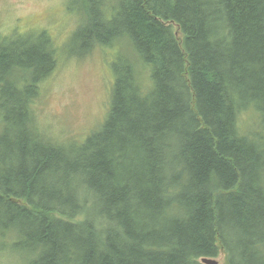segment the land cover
Returning a JSON list of instances; mask_svg holds the SVG:
<instances>
[{"label":"trees","instance_id":"trees-1","mask_svg":"<svg viewBox=\"0 0 264 264\" xmlns=\"http://www.w3.org/2000/svg\"><path fill=\"white\" fill-rule=\"evenodd\" d=\"M68 9L67 53L116 46L109 108L81 143L51 139L33 103L60 52L0 38V239L28 264H264V0Z\"/></svg>","mask_w":264,"mask_h":264},{"label":"rangeland","instance_id":"rangeland-1","mask_svg":"<svg viewBox=\"0 0 264 264\" xmlns=\"http://www.w3.org/2000/svg\"><path fill=\"white\" fill-rule=\"evenodd\" d=\"M70 2L0 0L1 39H24L43 32L60 52L57 69L39 84L33 110L41 131L64 144L81 143L104 121L114 82L112 63L117 56L116 46L97 48L89 55L67 53L66 47L72 46L70 34L79 23L77 11L68 9ZM122 52L126 53L125 47ZM237 117L242 130L258 127V114L253 107ZM5 237L0 239V264H28L30 257L14 247L11 237ZM215 259L217 264H224L222 253Z\"/></svg>","mask_w":264,"mask_h":264},{"label":"water","instance_id":"water-1","mask_svg":"<svg viewBox=\"0 0 264 264\" xmlns=\"http://www.w3.org/2000/svg\"><path fill=\"white\" fill-rule=\"evenodd\" d=\"M200 262L203 264H217V260L214 258H201Z\"/></svg>","mask_w":264,"mask_h":264}]
</instances>
